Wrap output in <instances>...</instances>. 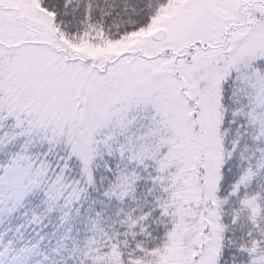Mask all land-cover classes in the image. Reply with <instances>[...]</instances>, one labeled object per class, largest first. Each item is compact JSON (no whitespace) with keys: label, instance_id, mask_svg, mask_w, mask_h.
I'll list each match as a JSON object with an SVG mask.
<instances>
[{"label":"snow or ice","instance_id":"1","mask_svg":"<svg viewBox=\"0 0 264 264\" xmlns=\"http://www.w3.org/2000/svg\"><path fill=\"white\" fill-rule=\"evenodd\" d=\"M0 264H264V0H0Z\"/></svg>","mask_w":264,"mask_h":264}]
</instances>
